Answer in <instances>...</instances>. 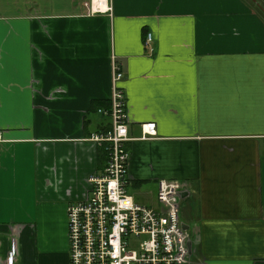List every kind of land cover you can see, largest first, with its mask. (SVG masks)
<instances>
[{
	"label": "crops",
	"instance_id": "0c3cea01",
	"mask_svg": "<svg viewBox=\"0 0 264 264\" xmlns=\"http://www.w3.org/2000/svg\"><path fill=\"white\" fill-rule=\"evenodd\" d=\"M113 57L135 202L183 182L193 261L264 264V0H0V264H70L67 207L107 163L90 137L110 128Z\"/></svg>",
	"mask_w": 264,
	"mask_h": 264
},
{
	"label": "built area",
	"instance_id": "2783aa9c",
	"mask_svg": "<svg viewBox=\"0 0 264 264\" xmlns=\"http://www.w3.org/2000/svg\"><path fill=\"white\" fill-rule=\"evenodd\" d=\"M151 43L149 34L146 45ZM123 78L113 57L110 106L98 110L109 117L110 128L90 137L105 145L107 163L102 174L88 179L86 198L67 207L70 264H197L188 248L193 236L182 228L180 216V193L186 184L158 181V206L138 204L127 192L130 153L126 145L133 139L125 94L119 86ZM141 127L140 139L157 135L155 123ZM4 142L0 131V150ZM5 264H18L15 249Z\"/></svg>",
	"mask_w": 264,
	"mask_h": 264
},
{
	"label": "water",
	"instance_id": "95a60500",
	"mask_svg": "<svg viewBox=\"0 0 264 264\" xmlns=\"http://www.w3.org/2000/svg\"><path fill=\"white\" fill-rule=\"evenodd\" d=\"M255 1V0H254ZM180 196H181V198H184L185 196H187V192H181L180 193ZM182 228L184 229V230H189V227L187 226V225H185V224H182ZM188 248H189V251H190V253H191V242H189L188 243Z\"/></svg>",
	"mask_w": 264,
	"mask_h": 264
},
{
	"label": "rangeland",
	"instance_id": "374dc122",
	"mask_svg": "<svg viewBox=\"0 0 264 264\" xmlns=\"http://www.w3.org/2000/svg\"><path fill=\"white\" fill-rule=\"evenodd\" d=\"M127 192H128V194H130V195H136L137 193H139L140 192V190L139 189H135V188H133V187H128L127 188ZM138 198V197H137ZM152 206V205H151Z\"/></svg>",
	"mask_w": 264,
	"mask_h": 264
},
{
	"label": "bare ground",
	"instance_id": "6f19581e",
	"mask_svg": "<svg viewBox=\"0 0 264 264\" xmlns=\"http://www.w3.org/2000/svg\"><path fill=\"white\" fill-rule=\"evenodd\" d=\"M182 192H184V191H182ZM181 197V196H180ZM182 199V198H181Z\"/></svg>",
	"mask_w": 264,
	"mask_h": 264
}]
</instances>
